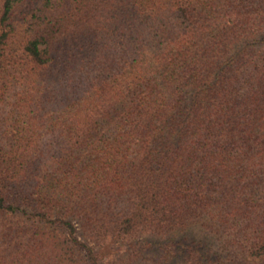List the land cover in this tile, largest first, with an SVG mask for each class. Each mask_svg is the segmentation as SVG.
I'll return each mask as SVG.
<instances>
[{"label": "trees", "instance_id": "1", "mask_svg": "<svg viewBox=\"0 0 264 264\" xmlns=\"http://www.w3.org/2000/svg\"><path fill=\"white\" fill-rule=\"evenodd\" d=\"M196 220L264 264V0H0V264H129Z\"/></svg>", "mask_w": 264, "mask_h": 264}, {"label": "rangeland", "instance_id": "2", "mask_svg": "<svg viewBox=\"0 0 264 264\" xmlns=\"http://www.w3.org/2000/svg\"><path fill=\"white\" fill-rule=\"evenodd\" d=\"M77 235L80 236L79 233ZM164 235L144 234L141 240L144 239L149 245L141 244V255L135 260L129 257V264H186L189 248L198 244L205 264H218L222 260L218 243L205 228L203 220L193 221L184 230ZM168 245H171V248ZM113 248L118 247L116 245ZM122 251L124 252L123 249Z\"/></svg>", "mask_w": 264, "mask_h": 264}]
</instances>
